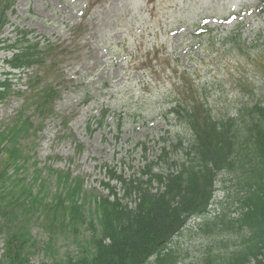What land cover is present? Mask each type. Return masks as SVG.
I'll use <instances>...</instances> for the list:
<instances>
[{"label": "rangeland", "instance_id": "1", "mask_svg": "<svg viewBox=\"0 0 264 264\" xmlns=\"http://www.w3.org/2000/svg\"><path fill=\"white\" fill-rule=\"evenodd\" d=\"M257 2L15 0L7 13L9 23L0 30V78L10 72L3 64L10 54L3 48L15 40L16 30H33L36 40L54 46L44 66L13 81L11 95L0 102V132L24 122L31 125L17 139L24 149L11 171L31 186L33 196L44 185L40 194L46 197L32 204L34 215L19 218L36 241L32 262L64 264L89 245L90 233L83 227L61 231L46 221L41 204L57 195L65 199L67 187L63 180L57 182V175L82 179L89 196L107 194V169L129 178L146 163L158 162L155 171L166 173L157 160L162 149L170 162H181L171 146L177 137L184 146L190 140L170 114L171 101L189 91L186 81L204 88L207 106L218 116H232L247 98L244 88L263 82L264 69L254 60L258 50L244 48L247 58L222 44L236 27L247 42L256 40L257 30L264 31ZM47 95L52 100L41 116L33 102ZM102 110L107 115L99 127ZM235 184L232 173L218 175L208 215L190 220L170 246L176 264H201L207 250H219L221 243L227 251L240 245L242 232L224 231L216 221L237 217ZM90 202L86 214L95 218ZM205 221L217 224L209 232ZM2 245L0 236V256Z\"/></svg>", "mask_w": 264, "mask_h": 264}, {"label": "trees", "instance_id": "2", "mask_svg": "<svg viewBox=\"0 0 264 264\" xmlns=\"http://www.w3.org/2000/svg\"><path fill=\"white\" fill-rule=\"evenodd\" d=\"M14 4L15 0H0V30L8 25L7 13ZM256 7L264 13V0H258ZM240 30H232L222 44L247 58L244 48L258 50L259 59L254 60L264 69V31L257 30L256 40L247 42ZM33 36V31L16 30L15 40L3 48L12 54L3 63L19 74L0 79V102L11 95L13 79L20 81L21 73L44 66L46 55L54 51L48 40ZM197 45H201L200 40ZM186 82L189 91L184 89L173 99L170 111L190 140L184 146L177 137L171 146L180 153L181 162H170L169 152L162 149L157 160L166 166V173L155 171L158 162L146 163L129 178L107 169L108 181L103 184L107 194L89 196L82 189V179L57 175V182L63 180L66 184L65 199L57 195L50 204H41L46 221L61 231L83 227L90 233L88 248L76 257H68L64 264H148L151 259L155 264H176L178 256L171 244L189 220L208 215L217 177L224 172L232 173L236 183L237 217L227 215V219L224 216L216 221L224 231L242 232L241 241L235 250L227 251L223 243L218 245L219 250H207L201 264H264V80L244 88L247 98L232 116L214 114V109L207 106L205 90L192 81ZM51 94L57 96L55 91ZM51 100L47 95L33 102L42 111L39 115L48 111ZM105 115L103 111L97 121L99 127ZM30 126L24 122L0 132V264H36L31 260L36 241L19 218L34 215L32 204L46 197L40 194L44 185L33 196L31 186L14 172L24 149L17 139ZM82 197L83 204H78ZM90 199L95 218L86 214ZM216 221L204 222L207 231L216 226Z\"/></svg>", "mask_w": 264, "mask_h": 264}]
</instances>
